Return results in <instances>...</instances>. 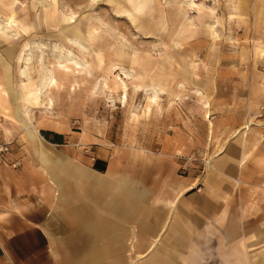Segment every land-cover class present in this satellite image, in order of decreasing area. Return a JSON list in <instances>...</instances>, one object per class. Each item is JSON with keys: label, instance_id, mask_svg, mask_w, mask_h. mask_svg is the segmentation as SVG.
I'll list each match as a JSON object with an SVG mask.
<instances>
[{"label": "rangeland", "instance_id": "1", "mask_svg": "<svg viewBox=\"0 0 264 264\" xmlns=\"http://www.w3.org/2000/svg\"><path fill=\"white\" fill-rule=\"evenodd\" d=\"M11 1L0 0V18L18 20L13 36L0 29V176L45 177L38 204L59 247L36 263L264 264V0H194L200 6L185 9L183 0H139L150 5L132 14L122 0ZM37 41L53 77L45 93L38 53L31 78L19 72ZM55 46L76 59H58ZM93 175L140 194L136 219L101 225L95 237L71 220L101 189ZM198 206L215 211L208 243L196 229ZM167 213L153 250L137 257L129 232L144 251ZM180 228L192 243L179 244Z\"/></svg>", "mask_w": 264, "mask_h": 264}, {"label": "crops", "instance_id": "2", "mask_svg": "<svg viewBox=\"0 0 264 264\" xmlns=\"http://www.w3.org/2000/svg\"><path fill=\"white\" fill-rule=\"evenodd\" d=\"M122 1L126 6L122 8V11H125L128 14H132L134 11L139 12L146 5H150L147 2L143 5H140L139 0ZM184 1L183 8L185 9ZM193 4L194 5L192 7H194L196 4L200 6V4L197 2ZM31 15H35V11L32 12ZM187 15L190 18H184L185 24H193L192 16L189 14ZM3 18L5 17L0 18V20ZM71 24L67 22L66 25ZM213 25L214 23H209V27L211 28L212 34L214 36L215 31L212 28ZM14 26L15 25H13V27ZM4 34L9 37L12 36L7 33ZM67 37L68 36L65 38ZM10 95L12 98H15L12 96L15 95V93H10ZM22 97L25 99L24 96ZM245 158L246 154H242L241 158L239 159L240 162L245 161ZM13 175L14 176H0V264H37L36 262L38 261L39 257L43 256L44 251H47L50 246L54 247L56 245V248L59 247V242L51 238L54 236V234L50 235L47 233L48 230H46V226L42 219V214L40 213L41 207L38 204L40 182L45 180V177L16 176V174ZM89 180L92 184L100 185L101 189L97 190L94 194L89 196V198L82 199L81 207L84 209V212H72L71 220L73 223L86 225L90 234L95 237L99 229H101V225L115 226L117 223L116 221L132 220L138 217L139 210L135 203L139 199L140 194L132 185L126 184L124 181H119L113 188L110 189V184L107 182V180L100 178L98 175L90 176ZM57 195L59 197V192H57ZM68 202L69 201L67 197L64 196L60 198L61 204L68 205ZM171 206H173V203ZM90 209L94 210L95 212L93 213L90 211ZM194 209L195 210L192 212H199L203 214L201 216L202 221H200L201 223L193 222L195 219L199 218L198 216H194L191 223L192 225L199 223L203 225L202 228L199 229L196 227V229H198V231L203 234V237L200 241L202 243H208L214 230L212 224L214 219L208 217L215 211L208 210L206 206H198ZM225 209L226 208L223 207V212ZM85 210L88 211L85 212ZM171 214L172 213H167V217H165V220L163 221V226L160 229H157L158 231L155 233L154 239L147 243V245L144 247V251H136L135 248L142 247L146 243L135 246V240L138 241V236L134 229L129 232V248L130 250H133V252L135 251V255L137 257L145 256L148 252L153 250L156 245V241L160 238L163 229L167 227V224L169 223L172 216ZM163 216V211H156L153 214V219L159 222L160 220L162 221ZM205 219H207V221H205ZM127 232L128 230L121 233V237L126 236L128 234ZM186 233L187 230L184 231V229L180 228V245L192 243V239L189 241V235L185 236ZM197 239L198 238L195 237V241ZM200 241H198V243ZM88 254H95V249L90 248ZM47 256L48 259L51 260L49 253ZM65 260H67V258H65Z\"/></svg>", "mask_w": 264, "mask_h": 264}, {"label": "bare ground", "instance_id": "3", "mask_svg": "<svg viewBox=\"0 0 264 264\" xmlns=\"http://www.w3.org/2000/svg\"><path fill=\"white\" fill-rule=\"evenodd\" d=\"M184 2H185V7H192L194 5L193 3H195L194 0H185ZM18 3H19L18 0H13V1H11L10 4L13 7H15L16 4H18ZM182 9H184V8L182 7ZM14 15H16V14H14ZM184 16H185L184 18L189 17L187 14H184ZM17 23H18V20L15 18V16H13V14L10 15V16H6L2 20H0V29L4 33H7V34L13 36L14 35V33H13L14 29L12 27H13V25H16ZM215 34L216 33H214V36H215ZM70 43H71V45H74L79 50V52H81V53L84 50L87 49V46L85 44H83L80 40L76 39V38H72L71 41H70ZM53 51H55V52L56 51H59V54H58L57 57L60 60L66 59L68 61V60H75L76 59L75 55L72 52L69 51L68 53H66L64 51V48L63 47H62L61 50H59V47L55 46V48L53 49ZM45 52H46V45L44 43L38 42V41L37 42H34L32 46H30L27 50H25L24 56H23V61H22V67H21V69L19 71L20 74L23 77L31 78L30 69H31V66L33 65V62H34V55H35V53H38L39 60H40L41 64L43 65V67L45 68L43 70L44 71L43 75H41L42 78H41V82H40L41 83L40 84L41 91L43 93H45L47 91V89L49 88V86L53 82V77H52V74H51V70L45 67V65H46L45 64V54H46ZM124 74L126 75V78L129 77V75H128L129 73L128 72L126 73L124 71ZM45 95H43V96H45ZM152 99H154V101H157L158 100V95L155 94L152 97Z\"/></svg>", "mask_w": 264, "mask_h": 264}, {"label": "built area", "instance_id": "4", "mask_svg": "<svg viewBox=\"0 0 264 264\" xmlns=\"http://www.w3.org/2000/svg\"><path fill=\"white\" fill-rule=\"evenodd\" d=\"M6 147H7V146H3V145H1V146H0V151L5 150ZM16 164H18V161H15V162L13 163L14 166H15Z\"/></svg>", "mask_w": 264, "mask_h": 264}, {"label": "trees", "instance_id": "5", "mask_svg": "<svg viewBox=\"0 0 264 264\" xmlns=\"http://www.w3.org/2000/svg\"><path fill=\"white\" fill-rule=\"evenodd\" d=\"M94 165L96 166V167H101V166H99L98 164H97V160H96V162H94ZM104 168V165L101 167V169H103Z\"/></svg>", "mask_w": 264, "mask_h": 264}]
</instances>
